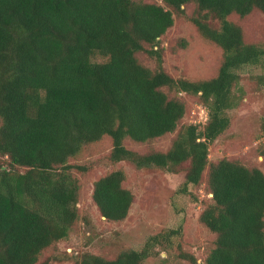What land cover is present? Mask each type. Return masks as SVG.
Wrapping results in <instances>:
<instances>
[{"label":"trees","instance_id":"16d2710c","mask_svg":"<svg viewBox=\"0 0 264 264\" xmlns=\"http://www.w3.org/2000/svg\"><path fill=\"white\" fill-rule=\"evenodd\" d=\"M254 13L264 16V0H0V264L54 262L40 256L78 221L73 172L88 170L72 161L106 139L111 163L184 173L183 193L204 185L212 197L199 222L214 235L205 264H264V173L208 158L245 96L240 71L264 68V44L243 26ZM175 15L222 51L213 77L176 79L163 67ZM182 94L205 107L204 125L182 124ZM171 134L168 149L152 146ZM126 178L118 169L94 181L92 201L109 222L126 219L133 204ZM160 242L75 263L142 264Z\"/></svg>","mask_w":264,"mask_h":264},{"label":"rangeland","instance_id":"374dc122","mask_svg":"<svg viewBox=\"0 0 264 264\" xmlns=\"http://www.w3.org/2000/svg\"><path fill=\"white\" fill-rule=\"evenodd\" d=\"M176 18L163 39L166 48L163 67L176 79L198 81L213 77L222 51L198 35L186 20ZM243 26L251 42L264 44L263 15L254 13L244 20ZM180 40L185 42L184 47ZM146 64L151 68L156 65L153 60ZM239 74L245 96L239 107L228 113L229 127L210 145L208 158L210 161L223 157L241 159L264 173V68L246 66ZM181 96L188 107L182 124L204 125L205 107L196 102L197 98ZM173 137L174 134L164 136L152 146L166 150ZM126 147L142 152L146 144L128 142ZM111 148V142L106 139L72 161L88 167L84 174L73 172L80 185L79 219L64 241L41 254L40 262L53 257L52 264H76V257L85 253L113 259L124 251H140L149 239L161 236V242L149 249L150 257L142 264H194L190 257L196 260L195 264H205L214 235L199 222L203 201L212 197L206 194L204 185H189L183 193L184 173L138 169L127 161L111 163L108 160ZM118 169L125 171L124 185L132 192L134 201L126 219L109 222L100 217L92 201L93 184L101 175Z\"/></svg>","mask_w":264,"mask_h":264}]
</instances>
